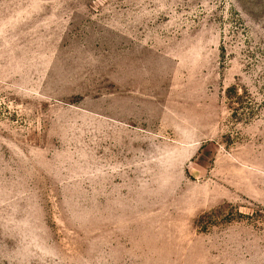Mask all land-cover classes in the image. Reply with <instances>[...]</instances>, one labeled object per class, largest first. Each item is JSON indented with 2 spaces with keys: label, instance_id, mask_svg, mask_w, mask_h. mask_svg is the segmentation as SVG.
I'll return each instance as SVG.
<instances>
[{
  "label": "rangeland",
  "instance_id": "1",
  "mask_svg": "<svg viewBox=\"0 0 264 264\" xmlns=\"http://www.w3.org/2000/svg\"><path fill=\"white\" fill-rule=\"evenodd\" d=\"M0 264H264V0H0Z\"/></svg>",
  "mask_w": 264,
  "mask_h": 264
}]
</instances>
